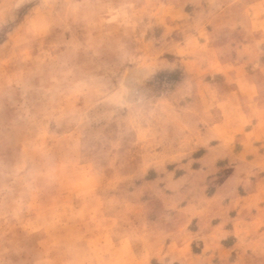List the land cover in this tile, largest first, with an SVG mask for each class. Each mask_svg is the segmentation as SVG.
I'll return each instance as SVG.
<instances>
[{
  "label": "rangeland",
  "instance_id": "374dc122",
  "mask_svg": "<svg viewBox=\"0 0 264 264\" xmlns=\"http://www.w3.org/2000/svg\"><path fill=\"white\" fill-rule=\"evenodd\" d=\"M258 147L264 0H0V264H264Z\"/></svg>",
  "mask_w": 264,
  "mask_h": 264
},
{
  "label": "crops",
  "instance_id": "0c3cea01",
  "mask_svg": "<svg viewBox=\"0 0 264 264\" xmlns=\"http://www.w3.org/2000/svg\"><path fill=\"white\" fill-rule=\"evenodd\" d=\"M261 157L264 158V148L260 149V147H258L255 151L254 158L255 159L259 158V160L253 161V162L248 161L246 166H245L247 168V170H246L247 173L241 177V181H239V184L242 186L247 185L250 188L247 187L248 189H247V193L245 194V196H243L242 198H239V199H235L234 203H230V204L234 205L235 207H237L238 212H240L246 206H251V208L257 207L258 205H260L261 207L264 206L263 204H260L261 202L249 203V201H248V198L250 196H253V198H254L255 196H258V195L259 196L264 195V191H263V188H264V160H261ZM254 158H252V159H254ZM220 169L221 168H217L216 170L218 171ZM217 175H219V174H217ZM249 200H251V199H249ZM230 202H232V201H230ZM256 213H257V209L255 210V212H253L251 214L255 215Z\"/></svg>",
  "mask_w": 264,
  "mask_h": 264
}]
</instances>
